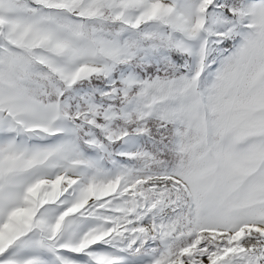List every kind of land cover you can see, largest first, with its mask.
I'll return each mask as SVG.
<instances>
[{
    "label": "snow or ice",
    "instance_id": "snow-or-ice-1",
    "mask_svg": "<svg viewBox=\"0 0 264 264\" xmlns=\"http://www.w3.org/2000/svg\"><path fill=\"white\" fill-rule=\"evenodd\" d=\"M0 264H264V0H0Z\"/></svg>",
    "mask_w": 264,
    "mask_h": 264
}]
</instances>
